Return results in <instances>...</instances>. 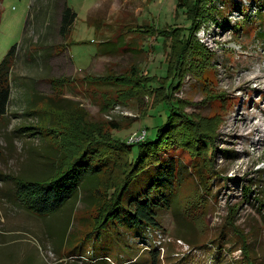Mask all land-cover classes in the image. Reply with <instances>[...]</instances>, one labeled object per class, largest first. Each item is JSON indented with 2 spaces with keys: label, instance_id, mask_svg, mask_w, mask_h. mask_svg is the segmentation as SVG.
<instances>
[{
  "label": "rangeland",
  "instance_id": "obj_1",
  "mask_svg": "<svg viewBox=\"0 0 264 264\" xmlns=\"http://www.w3.org/2000/svg\"><path fill=\"white\" fill-rule=\"evenodd\" d=\"M106 1L63 0L76 17L61 40L57 32L37 31L32 11L38 0H0V62L18 46L10 101L0 119V264H84L85 258L91 264H264V0L217 1L224 22H205L192 36L194 52L188 51L180 79L176 65L167 61L174 41L158 33L176 28L179 35L190 26L176 11V0H156L149 18L145 1H138L134 9L139 12L127 16L126 24L121 15L115 20L107 12L114 3L123 11L127 3L110 0L104 11ZM46 39L53 44L41 45ZM132 68L155 87L158 78L171 82L176 74L175 83L180 82L174 98L184 113L212 124L214 147L197 155L177 149L166 156L173 164V198L159 208L158 226L138 235L122 228L89 243L84 235L99 206L88 191L41 218L14 199L8 175L38 177L49 168L52 150L36 137L23 136L21 128L34 123L36 117L25 110L38 98L52 97L61 108H82L90 122L127 143L143 132L153 138L167 116L157 104L159 96L140 92L117 103L116 89L93 82ZM165 185L161 182L157 192H168ZM176 232L181 237H174ZM102 256L107 261L97 262Z\"/></svg>",
  "mask_w": 264,
  "mask_h": 264
},
{
  "label": "trees",
  "instance_id": "obj_2",
  "mask_svg": "<svg viewBox=\"0 0 264 264\" xmlns=\"http://www.w3.org/2000/svg\"><path fill=\"white\" fill-rule=\"evenodd\" d=\"M217 1L222 0H176V11L184 14L190 26L182 28L179 35L174 33L176 28H172L171 32L164 28L158 32L167 36L170 42L174 41L167 61L171 67L176 65L179 79L185 72L183 66L190 58L188 51H191V55L194 52L193 44L196 41L192 36L205 22L217 26L220 24L219 19L222 24L224 22L215 5ZM243 10L241 8L240 12ZM75 17L71 9H64L62 33ZM17 49V45L12 46L0 62V119L6 115L10 101L11 75L18 55ZM197 53L198 61L201 53L199 50ZM191 65L188 69L192 68ZM175 77L176 74L171 82L158 78L157 86H150L146 84L148 78L138 76L136 68H132L129 74L93 81L102 86L107 85L110 90L116 89L113 102L117 103L123 102L125 95L136 98L140 92L139 95L160 97L161 101L157 104L165 108V123L156 128L153 138L145 137L137 143L114 138L110 132L90 122L86 112L78 106L58 107V100L52 97L47 101L44 98L34 99L32 103L28 100L30 104L26 102L25 114L35 116L36 119L33 124L21 127L25 130L22 134L43 141L52 150V154L46 158L49 168L38 177L8 175L14 185V199L31 214L45 218L78 200L81 190L88 191L93 203L99 206L92 229L84 235L89 243L102 242L104 236L116 234L122 228L138 235L147 227L158 226L159 208L168 205L173 198V173L170 169L173 164L166 156L177 149L197 155L214 147L212 124L204 120L196 121L184 113L182 102L174 98V91H178L180 82L176 84ZM60 82L52 80L54 86H59ZM123 87L129 88L128 94ZM112 127L117 129V126ZM154 169L157 172L153 174ZM161 182H167L164 187H168V192H157L156 187ZM151 254L158 258V252ZM102 257H98L102 259L97 262L107 261L104 259L107 256ZM83 262L91 264L88 258L83 259Z\"/></svg>",
  "mask_w": 264,
  "mask_h": 264
},
{
  "label": "crops",
  "instance_id": "obj_3",
  "mask_svg": "<svg viewBox=\"0 0 264 264\" xmlns=\"http://www.w3.org/2000/svg\"><path fill=\"white\" fill-rule=\"evenodd\" d=\"M109 1L110 0H107L105 2V4L102 5V8L104 9V11L108 6ZM123 1H124V3H127V5L124 4L123 11H119L120 10L119 5L114 3L115 1H113L112 3H114V4L112 5L111 9H108L107 15L109 17V16H113L115 14V20H116L117 16L121 15L119 20L121 22H124V24L127 23V16H132V15L139 12L140 8H138L136 10L134 9V6H135L134 4L136 2L140 1L144 4V1H145V4L147 5V8L149 9V11H148L149 14L144 15L145 18H149L150 15H152V11H155L154 7H157V5L155 3L156 0H123ZM140 2H138V3H140ZM36 7H37L36 10L32 11L31 10L32 4L29 6V16H27V20L30 17V14L33 12L34 18H36L37 31L41 32L44 35L51 32V31L57 32L59 39L62 40L63 35H62L61 31L63 29L62 23H63L64 9L69 8V9H71V12L75 13L73 8L68 7V5L66 3H64L63 0H38V2H36ZM150 9H151V11H150ZM123 17L126 19L123 20L122 19ZM27 20H26V22H27ZM26 22H25V29L28 25V22L27 23ZM144 22L147 24L146 19ZM146 24L141 25V26L146 27L147 26ZM45 41L46 42L40 41V44L42 43L44 45V47H47V46H50L51 44H53L51 39H46ZM26 46H28V45H26Z\"/></svg>",
  "mask_w": 264,
  "mask_h": 264
},
{
  "label": "built area",
  "instance_id": "obj_4",
  "mask_svg": "<svg viewBox=\"0 0 264 264\" xmlns=\"http://www.w3.org/2000/svg\"><path fill=\"white\" fill-rule=\"evenodd\" d=\"M116 107L120 108L119 106H116ZM144 138H145V132H143L139 136L132 137L131 139H129V142L128 143H137L140 140H143Z\"/></svg>",
  "mask_w": 264,
  "mask_h": 264
},
{
  "label": "bare ground",
  "instance_id": "obj_5",
  "mask_svg": "<svg viewBox=\"0 0 264 264\" xmlns=\"http://www.w3.org/2000/svg\"><path fill=\"white\" fill-rule=\"evenodd\" d=\"M174 237H181V236H180V234H179L178 232H176ZM182 237H183V236H182ZM185 238H186V237H185ZM186 239L188 240V236H187ZM186 239H185V240H186ZM175 240H176L175 238H172V241H173V242H175ZM179 240H180V239H179ZM166 243H167V244H170V242H169L168 240L166 241ZM180 243H181V242H180ZM183 243H184V240H183ZM174 246H175L176 248H178V247H177V244H175ZM183 248H184V247H183Z\"/></svg>",
  "mask_w": 264,
  "mask_h": 264
},
{
  "label": "water",
  "instance_id": "obj_6",
  "mask_svg": "<svg viewBox=\"0 0 264 264\" xmlns=\"http://www.w3.org/2000/svg\"><path fill=\"white\" fill-rule=\"evenodd\" d=\"M140 141H142V140H140Z\"/></svg>",
  "mask_w": 264,
  "mask_h": 264
}]
</instances>
